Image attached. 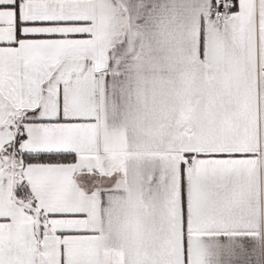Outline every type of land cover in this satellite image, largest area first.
<instances>
[{
  "label": "snow or ice",
  "instance_id": "obj_1",
  "mask_svg": "<svg viewBox=\"0 0 264 264\" xmlns=\"http://www.w3.org/2000/svg\"><path fill=\"white\" fill-rule=\"evenodd\" d=\"M0 264H264V0H0Z\"/></svg>",
  "mask_w": 264,
  "mask_h": 264
}]
</instances>
